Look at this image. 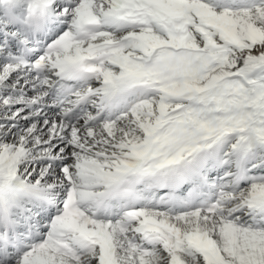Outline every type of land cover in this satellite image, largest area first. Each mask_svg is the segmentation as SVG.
<instances>
[{
	"label": "snow or ice",
	"instance_id": "obj_1",
	"mask_svg": "<svg viewBox=\"0 0 264 264\" xmlns=\"http://www.w3.org/2000/svg\"><path fill=\"white\" fill-rule=\"evenodd\" d=\"M0 264H264V0H0Z\"/></svg>",
	"mask_w": 264,
	"mask_h": 264
}]
</instances>
